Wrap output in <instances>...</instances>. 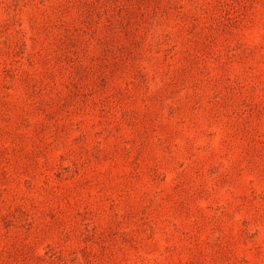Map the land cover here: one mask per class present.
<instances>
[{
  "label": "rangeland",
  "instance_id": "obj_1",
  "mask_svg": "<svg viewBox=\"0 0 264 264\" xmlns=\"http://www.w3.org/2000/svg\"><path fill=\"white\" fill-rule=\"evenodd\" d=\"M0 264H264V0H0Z\"/></svg>",
  "mask_w": 264,
  "mask_h": 264
}]
</instances>
